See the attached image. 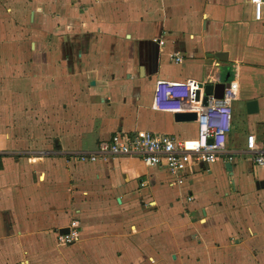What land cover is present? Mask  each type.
Listing matches in <instances>:
<instances>
[{"label": "crops", "instance_id": "crops-1", "mask_svg": "<svg viewBox=\"0 0 264 264\" xmlns=\"http://www.w3.org/2000/svg\"><path fill=\"white\" fill-rule=\"evenodd\" d=\"M236 66L225 149L181 183L135 154L76 161L114 133L195 139V120L152 108L156 81L193 79L201 103ZM250 134L264 156V21L250 0H0V264H264ZM72 220L78 240L58 245Z\"/></svg>", "mask_w": 264, "mask_h": 264}, {"label": "built area", "instance_id": "built-area-1", "mask_svg": "<svg viewBox=\"0 0 264 264\" xmlns=\"http://www.w3.org/2000/svg\"><path fill=\"white\" fill-rule=\"evenodd\" d=\"M256 21H264V0H250ZM159 44H162L159 41ZM175 62L181 61L177 54L171 55ZM237 66L232 69V78L228 81L221 98L208 96L204 106L197 101L202 88L201 83L187 79L183 82L157 80L152 108L157 111L192 112L197 124V137L193 140L177 139L167 135L153 134L139 130L130 133H114L108 140L101 141L95 151L78 153V162L106 161L121 155L135 154L146 166H160L170 175V184L183 181V173L196 165L209 166L224 151L230 127L231 103L237 97ZM211 139V143L207 140ZM246 152L255 153L253 160L264 165V156L258 153L255 137H246ZM141 185L144 182L140 183ZM78 222L72 220L68 231L57 237V244L68 246L78 240Z\"/></svg>", "mask_w": 264, "mask_h": 264}, {"label": "water", "instance_id": "water-1", "mask_svg": "<svg viewBox=\"0 0 264 264\" xmlns=\"http://www.w3.org/2000/svg\"><path fill=\"white\" fill-rule=\"evenodd\" d=\"M223 88L224 85L223 84H217L215 86L213 85H205L204 86V97L202 99L201 104L202 105H206L207 104V100H208V96H213L216 99H219L222 97V93H223ZM197 100H198V95H197ZM247 106V111L249 113L254 112L256 110V101H249L246 104ZM175 119L179 120V121H194L195 120V114L194 113H176L175 115ZM208 143H211V139L207 140ZM259 186L264 187V181H261L259 183Z\"/></svg>", "mask_w": 264, "mask_h": 264}, {"label": "rangeland", "instance_id": "rangeland-1", "mask_svg": "<svg viewBox=\"0 0 264 264\" xmlns=\"http://www.w3.org/2000/svg\"><path fill=\"white\" fill-rule=\"evenodd\" d=\"M52 115H53V114H52ZM52 117H55V115L52 116ZM47 118H48V117H47ZM50 121H51V120H48V121L45 120V121H44V123L47 122V123L45 124L46 126L44 125V128H46V129H45V133H46L48 136L50 135V127H51V125H53V121H51V122H50Z\"/></svg>", "mask_w": 264, "mask_h": 264}]
</instances>
